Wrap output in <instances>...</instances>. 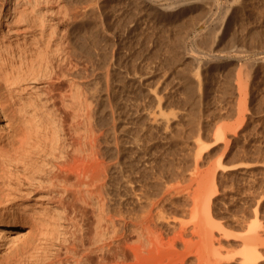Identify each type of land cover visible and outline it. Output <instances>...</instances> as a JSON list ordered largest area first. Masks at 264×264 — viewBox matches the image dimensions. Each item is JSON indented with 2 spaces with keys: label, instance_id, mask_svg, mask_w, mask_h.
I'll list each match as a JSON object with an SVG mask.
<instances>
[{
  "label": "rangeland",
  "instance_id": "374dc122",
  "mask_svg": "<svg viewBox=\"0 0 264 264\" xmlns=\"http://www.w3.org/2000/svg\"><path fill=\"white\" fill-rule=\"evenodd\" d=\"M132 1L49 0L45 4L49 8L47 14L50 18L53 17L55 23L57 20L62 23L64 21L69 29L75 30V34L71 35L73 41L69 45L72 44L71 48L75 47L83 53L80 54L81 63H84L82 76L85 74L82 81L88 87V92L96 91V94L99 90L97 95L101 97L96 109L100 112L97 114V120L100 127L105 123L102 129L106 131V136L102 135L101 143L109 141L110 144L103 142V153L104 157H112V160L108 157L105 159L111 163L116 162L115 166H127L122 167L124 170L131 169L125 171L129 172L127 175L132 171L128 176L130 185L125 180L128 177H121L119 173L113 172L115 180L120 178L117 179L119 183L113 179L115 188L118 187L115 190L113 185V192H122L121 196L117 195L119 197H124L126 193L129 202L125 205L136 209L141 208L140 204L146 205L151 200H158L156 204L160 202L161 207L157 206L161 209L164 206L165 211H162L167 212L169 221L173 220L171 223L177 219L175 224H179V229L182 224L180 222L194 219L189 222L192 225L193 221L201 218L202 213L196 219L193 218L190 211L193 203L192 197L188 199L189 192L192 196L198 179H205L204 183L211 180L210 184L208 183L210 186H206H209L208 197L212 187L209 197L211 213L207 215L206 220L211 233L204 237L202 243L212 261L222 258L219 259L221 264H240L236 258L241 257L247 236L252 234L256 227L255 209L260 176L257 165L264 156V0H193L189 6L183 5L185 0L184 3L177 0V5L176 0H155L158 7L149 6L150 8L144 0ZM167 3L176 5L174 13H164L161 7ZM144 5L147 7L144 8ZM224 19L223 38L212 45L215 23ZM194 52L202 60L201 67L189 56ZM212 52L217 57L221 55L220 58H212L211 61L209 53L213 54ZM89 55H93L92 58ZM86 60L90 64L88 61L86 63ZM106 60L111 61L107 65L110 66V80L114 85L113 96H110L112 98L109 101L106 79L101 76L106 74ZM36 81L38 80H26L22 84L32 86ZM58 88V91H67L68 83H62ZM102 96H106L105 99ZM109 102H113V108L117 109L114 111L115 116L111 113L114 109H110ZM104 105L107 108H103ZM120 109L122 111H119ZM153 112L159 115L153 116ZM100 116L104 118V121L100 118L103 123L99 120ZM116 116H119L118 121ZM167 118L169 122L165 120ZM114 121L118 124L113 123ZM7 123L4 114L0 112V127L4 128ZM110 124H113L112 129ZM107 131L110 132V138ZM104 137L108 139L104 140ZM116 137H119V141ZM120 141L122 143H119ZM121 161L123 165L119 163ZM128 185L131 187L128 188ZM146 192L151 195L149 199L146 198ZM166 192H170L171 196ZM130 200L135 201L132 203ZM1 213L4 211L0 208ZM173 214L176 217L172 218ZM161 227L164 234L173 235L171 224L165 222ZM31 231L32 229L23 226L13 230L11 236L0 238V257L10 251L11 241L21 242ZM192 235L190 231L184 234L185 238L198 239L196 235L195 238ZM181 246L183 247L182 243L179 247ZM192 256L193 254L188 255ZM194 258L191 263L197 264L195 254Z\"/></svg>",
  "mask_w": 264,
  "mask_h": 264
},
{
  "label": "bare ground",
  "instance_id": "6f19581e",
  "mask_svg": "<svg viewBox=\"0 0 264 264\" xmlns=\"http://www.w3.org/2000/svg\"><path fill=\"white\" fill-rule=\"evenodd\" d=\"M48 2L49 0H0V112L8 121L4 128L0 127V208L4 211L0 214V238L11 236L13 230L23 226L32 229L21 242L11 241V249L0 257V264H194L191 263L194 254L197 264H219L222 258H218L219 262H217L218 260L212 261V257L205 251V246L202 243L204 237L211 233L206 225L207 215L209 216L211 213L209 197L212 187L209 190V197L207 196L211 180L208 179V184L203 182L205 179L203 181L198 179L197 186L192 188V196L191 192L187 191L190 194L188 199L192 197L193 207L189 210L193 218L196 219L201 213L204 216L201 215V218H197L191 223L192 225L189 222L194 219L185 221L186 223L178 220V223H182L179 229L177 228L179 224H175L177 219L171 223L173 220L169 221L167 212H165L166 215L163 213L164 206H162V211L160 202L156 204L158 200L156 202L151 200L152 203L149 202L146 205L140 204L141 208L138 204L140 209H136L125 205L129 202L126 193H124L126 195L124 198L125 195L124 197L117 196L120 194L118 190L115 191L117 193L113 192L114 183L117 179L120 180L119 177H116V180L113 178V172L114 174L119 173L121 177L123 175V177H128L132 171L127 175L129 172L125 171L129 168L124 170L122 167L125 165L119 167L117 164L115 166L116 162L111 163L105 159L109 155L104 157V146L102 147L104 141L101 143V140L103 134L106 136V131L102 129L105 123L103 126L101 125L102 127L99 126L97 114L100 111L98 112L96 109L101 97L97 95L99 90L96 94V91L88 92V87L82 81L85 74L82 76L84 63H81L80 54L83 55V53L77 51L75 47L71 48L72 44L69 45L73 41L71 35L75 34V30L69 29L63 20V23L59 20L55 23V20H52L53 17H49L47 14L49 8L45 5ZM143 2L148 7H158L155 5V0H144ZM143 2L140 3L143 4ZM173 2L175 3V1ZM184 2L183 5L189 6L193 0ZM175 4L177 5L178 2ZM175 4L167 3L159 7L164 10V13L171 14L176 10L174 9ZM88 6L90 5L88 4ZM93 8L91 9L93 10ZM77 16L79 15L77 14ZM224 29L225 19L216 21L215 32L211 39L212 45L223 38ZM104 34L105 37L108 36L106 30ZM212 53H209L211 61L212 58L221 56L217 57L214 52ZM194 54H189V56L200 66L202 60L198 54V56L195 52ZM89 56L92 58L93 55ZM106 56L108 57L107 54ZM107 61L109 62L107 63ZM110 62V60H106V65ZM88 63L90 64L89 61ZM106 65L102 66L105 68L103 71L106 74L101 72V76H105L103 79H106L107 90L106 88L105 90L109 101L112 98L110 96L114 85L111 81L112 77L110 78V66ZM95 69L97 70V68ZM91 75L93 76V74ZM35 79L38 81L32 86L22 84L26 80ZM65 82L68 83V90L58 91L60 84ZM98 85L100 86V84ZM103 91L101 90V92ZM105 97L103 98L105 99ZM111 104L109 105L110 109L114 107ZM115 108L112 109L113 111L109 109L112 111V115L116 114V112L114 113L117 111ZM121 109L119 111H122ZM155 115L154 113L153 116ZM101 116L99 120L102 118ZM118 117L116 116V121H118ZM112 118L111 120L115 119ZM103 119L102 121H104ZM165 120L168 121V118ZM159 122L161 123V121ZM111 125L112 129L113 124ZM121 127L123 128V126ZM115 129L117 130V128ZM108 130L110 131V129ZM116 138L119 141V137ZM106 139L104 137V140ZM121 141L119 143H122ZM106 142L109 143V141H105L104 144ZM119 146L122 148L124 143ZM110 157L108 158L112 160ZM116 161L118 162L117 159ZM259 161L260 163L258 162L259 165H257L260 176L257 208L255 209L256 227L252 234H248L246 246L241 251V257L236 258L240 264H264V156ZM129 179L130 177L125 179L127 184H129ZM129 185L128 188L131 187ZM168 193L171 196V193ZM149 195L146 198L149 199ZM132 198L130 199L132 200ZM144 200L146 199L144 198ZM133 201L131 202L133 203ZM174 217L176 216L173 214L172 218ZM165 222L171 224L170 229H174L173 235L164 234L162 231L161 225ZM188 231L194 235V238L196 235L198 239L185 238L184 234ZM179 242L183 244V247H179L181 244ZM191 254L193 256L188 257Z\"/></svg>",
  "mask_w": 264,
  "mask_h": 264
}]
</instances>
